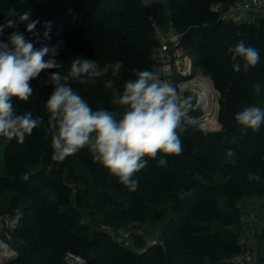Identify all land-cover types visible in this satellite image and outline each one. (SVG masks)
<instances>
[{
  "label": "trees",
  "instance_id": "1",
  "mask_svg": "<svg viewBox=\"0 0 264 264\" xmlns=\"http://www.w3.org/2000/svg\"><path fill=\"white\" fill-rule=\"evenodd\" d=\"M217 1L233 0H168V16L181 35V46H188L193 64L210 77L218 91L217 120L222 130L217 137L221 149L198 151L194 140L203 134L191 122L180 137L183 154L167 157V167L149 160L136 174L143 177L150 192L167 196V214L143 201L137 190L130 192L118 183L106 168L93 162L87 149L62 163L53 162L46 125L34 129L23 144L0 137V199L11 191V206L32 197L37 200L24 215L17 237L7 240L15 256L6 264H70L68 253L80 255L85 264H105L90 254L97 248L104 249L116 264H232L225 258L247 248L240 243L233 225L240 221L241 197L264 196V125L258 132L241 136L234 116L247 106L264 107V15L255 21L222 22L211 9ZM26 10H31V20L40 22L36 25L39 37L25 31L27 22H19ZM147 10L142 0H0V12L6 13L0 17V24L8 19L18 21V27L6 28L0 39L7 41L11 32L20 31L30 41H39L36 48L59 45L54 59L62 63L60 71L65 74L76 57L94 60L101 67L122 61L121 78H115V86L122 87L125 80L134 78L133 70L151 69V49L156 40ZM46 22H50L47 28ZM242 40L258 49L261 59L247 72H234L227 49ZM53 71H44L31 82L33 97L26 104L14 102L18 112H31L47 121L45 102L53 88L46 82ZM108 78H112L110 73L94 84L71 81V85L94 110H112L111 90L104 87ZM234 137L236 142L232 143ZM229 149L235 156H227ZM76 162L103 180V186L95 187L98 200L108 203L107 225L102 228H92L78 216L79 209L93 206V192L75 184ZM250 174L260 179L250 181ZM165 216L156 244L145 246L142 236L136 234L135 248L127 247L107 231L113 224L118 226L112 228H118L130 220H160ZM256 236L264 240V229ZM259 264H264V253Z\"/></svg>",
  "mask_w": 264,
  "mask_h": 264
},
{
  "label": "clouds",
  "instance_id": "2",
  "mask_svg": "<svg viewBox=\"0 0 264 264\" xmlns=\"http://www.w3.org/2000/svg\"><path fill=\"white\" fill-rule=\"evenodd\" d=\"M19 22H27L25 31L39 37L36 25L40 22L31 20V10L24 11ZM17 27V20L8 19L0 24V37L6 28ZM44 35L47 37L48 32ZM38 42L30 41L20 31L11 32L7 41L0 39V137L23 144L34 129L46 125L53 162L62 163L87 149L93 162L106 168L130 192L137 190L139 181L134 177L149 160L167 167V157L183 154L180 137L192 122L188 116L191 98L181 96L172 82L163 79L158 72L137 69L133 70L134 78L116 87L115 78H121L122 61L101 67L94 60L79 57L71 61L65 74L60 71L62 63L54 59L59 45L36 48ZM227 53L234 72H247L261 59L259 50L243 40L228 48ZM53 69L56 71L50 73L46 82L53 88L45 102L47 121L34 117L31 112H18L14 102L28 103L35 92L31 82L42 72ZM109 73L112 78L104 80V87L111 90L114 108L94 110L72 87L71 81L80 85L94 84ZM255 90L258 94L259 84ZM234 120L241 136L248 131L258 132L264 125V107L247 106L235 114ZM200 130L204 131L203 125ZM231 142L235 143L236 138ZM227 156H235L234 151L229 149ZM23 178L29 177L25 174ZM248 179L256 181L260 177L250 174Z\"/></svg>",
  "mask_w": 264,
  "mask_h": 264
},
{
  "label": "rangeland",
  "instance_id": "3",
  "mask_svg": "<svg viewBox=\"0 0 264 264\" xmlns=\"http://www.w3.org/2000/svg\"><path fill=\"white\" fill-rule=\"evenodd\" d=\"M6 13L0 12V17L5 16ZM181 46V44H180ZM182 48V55L189 54L188 46H181ZM192 59V57H191ZM193 62V59H192ZM200 68L199 66H197ZM201 69V68H200ZM178 78V76H177ZM181 79H184V77L181 76ZM196 81V80H195ZM198 81V87L196 85H193L195 89V96L197 94V89L200 88V84L204 83L205 81ZM212 84V82H211ZM187 86H190L187 84ZM213 87V85H212ZM214 88V87H213ZM214 90L218 91L214 88ZM219 96V94H218ZM203 109L201 107L196 106L194 104L191 105V109L188 113L193 114L195 116H198L200 118V121L195 122L197 126L200 128L201 125H203L204 131H202V137H198L194 140L195 147L198 151H210V150H220L221 149V143L217 137V135L221 132L222 128L217 120V114H218V97H217V111L216 115L212 116L208 121L212 122H204L201 120V116L203 114ZM3 171V166L0 161V172ZM74 172H75V184L81 188L84 189H90L93 194L91 196L93 197V206H86L85 209H79L78 216L80 220L84 223H87L91 225L92 228L97 227H104L106 226V217L105 214L108 210V203L100 202L98 199V195L95 193V187H101L103 186V180L100 176L91 174L85 168L79 163L76 162L74 164ZM139 181V186L137 188L138 193L142 196V200L160 208L161 210L166 211L168 214V207L170 204L169 199L166 195H155L152 192H150L146 184L144 182L143 177L140 175H136L134 177ZM90 185V188L87 186ZM112 188V187H111ZM12 194L13 192L7 191L5 192L1 199H0V244L4 245L5 250L8 252L5 255L0 254V264H6L8 263L14 256L15 251L11 246L9 245L7 240H13L17 237L20 230H22L23 225V219L24 215L29 211V209L37 204V200L35 197H32L28 200L22 201L20 204L16 206H11L12 203ZM254 198H258V201L264 202V196L258 197L253 195H244L239 200L238 204L241 208V217L240 221L233 225V228L236 227L241 223L242 220H246L249 223V230L251 233H253L255 236L259 233V231H262L264 229V214H260L257 218L251 214V201ZM167 219V216L165 218H162L160 220H152L151 217H147L145 221V227L143 229V232L141 233L142 240L145 244V246L150 245L151 241L154 238H157L160 240V235L162 233V228ZM109 226V224H108ZM116 227L118 225L113 224L109 227ZM123 245L131 248H135V238L131 237L127 240H121L120 241ZM261 242V248L258 246H254V248L257 249L259 254L264 253V249L262 248L264 245V240H260ZM90 254L98 257L100 260H102L105 264H116L115 262L111 261L106 253V251L102 248L92 249L90 250ZM67 261L70 264H85L84 259L80 255L75 254H69L67 257ZM191 264H197L196 262H192Z\"/></svg>",
  "mask_w": 264,
  "mask_h": 264
},
{
  "label": "built area",
  "instance_id": "4",
  "mask_svg": "<svg viewBox=\"0 0 264 264\" xmlns=\"http://www.w3.org/2000/svg\"><path fill=\"white\" fill-rule=\"evenodd\" d=\"M147 6V18L154 26L153 36L156 40L155 45L151 49V71L158 72L163 79L172 82L181 96L185 92H189L194 101L191 103L196 104L195 89L193 85L187 86L185 83L189 81L198 80L210 81V77L196 67L191 57L182 55V48L180 46L181 35L175 30L169 16H167L166 24L161 26L159 23V9L162 8V0H142ZM211 9L218 13V19L222 22H236L250 21L249 14H264V0H233L228 3L221 1L214 2ZM178 76V78H177ZM181 76L184 79H181ZM198 87V85H196ZM198 106V105H197ZM203 111L202 118L205 117ZM192 122L200 120L198 116L188 113ZM203 121V120H202ZM143 220H130L124 226L118 228H107V231L115 237L118 241L127 240L138 234L141 235L145 227ZM160 240L154 238L151 244L159 243ZM66 255V259L68 257ZM260 254L254 247H247L240 252L234 253L225 258V260L232 264H259Z\"/></svg>",
  "mask_w": 264,
  "mask_h": 264
},
{
  "label": "crops",
  "instance_id": "5",
  "mask_svg": "<svg viewBox=\"0 0 264 264\" xmlns=\"http://www.w3.org/2000/svg\"><path fill=\"white\" fill-rule=\"evenodd\" d=\"M167 16H168V0H162V8L159 9V16H158L159 23L161 26L166 24ZM260 16H262V15H257V14H249L248 15L250 21H255ZM186 49H188V48H186ZM187 55L189 57H191L190 54H187ZM250 207H251L250 210L252 212L251 214H253V216L255 218H257L260 214H264V202L258 201V198H254L251 201ZM241 213H242V211H241ZM237 226H238L237 229H236V227L233 229L237 233V235L239 237V241L243 247L258 246L259 248H261L260 239L257 236H255L253 233H251V231L248 229L249 228L248 221L242 220L241 223ZM262 248L264 249V246Z\"/></svg>",
  "mask_w": 264,
  "mask_h": 264
},
{
  "label": "bare ground",
  "instance_id": "6",
  "mask_svg": "<svg viewBox=\"0 0 264 264\" xmlns=\"http://www.w3.org/2000/svg\"><path fill=\"white\" fill-rule=\"evenodd\" d=\"M187 84L197 85L198 81H195V80L189 81L188 83H185V85ZM196 91H197L196 104L199 105V107H201L205 112V115H204L205 117L203 118L201 117V120H203L205 123L212 122L213 120L212 121H208V120H211L212 119L211 117L216 115L218 94L213 89L211 85V80L207 82L205 81L204 83L200 84V88L197 89ZM8 252L5 250L4 245L0 244V254L5 255Z\"/></svg>",
  "mask_w": 264,
  "mask_h": 264
},
{
  "label": "water",
  "instance_id": "7",
  "mask_svg": "<svg viewBox=\"0 0 264 264\" xmlns=\"http://www.w3.org/2000/svg\"><path fill=\"white\" fill-rule=\"evenodd\" d=\"M183 96L190 97V98H191V103L194 101V97H193L189 92H185V93L183 94Z\"/></svg>",
  "mask_w": 264,
  "mask_h": 264
}]
</instances>
